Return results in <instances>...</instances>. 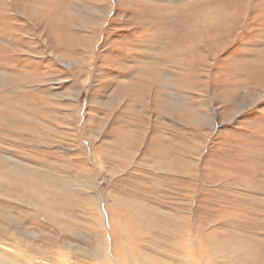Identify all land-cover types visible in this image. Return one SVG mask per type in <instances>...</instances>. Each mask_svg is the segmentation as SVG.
I'll return each mask as SVG.
<instances>
[{
	"label": "rangeland",
	"instance_id": "374dc122",
	"mask_svg": "<svg viewBox=\"0 0 264 264\" xmlns=\"http://www.w3.org/2000/svg\"><path fill=\"white\" fill-rule=\"evenodd\" d=\"M181 239L264 264V0H0V252Z\"/></svg>",
	"mask_w": 264,
	"mask_h": 264
},
{
	"label": "bare ground",
	"instance_id": "6f19581e",
	"mask_svg": "<svg viewBox=\"0 0 264 264\" xmlns=\"http://www.w3.org/2000/svg\"><path fill=\"white\" fill-rule=\"evenodd\" d=\"M101 219L103 221V217H101ZM170 243H172V241ZM191 243L192 241L190 240L189 244ZM99 246H102V244L100 243ZM187 246V241L181 239L180 242L177 243V247H181L182 250H175L176 254L179 252L175 256L176 258L165 256V260L160 264H239V261L236 258H231L228 254L220 256L219 260L216 259L217 250L211 247L209 242H207L206 240L203 242H199L197 251H195L193 247H191L190 250L187 249L186 251H184ZM121 248L122 249H117V251L113 252V259L110 254L107 255V253L105 254V252L103 251L104 253L99 258H95L94 264H120V261L123 262V264H159L158 262H153L150 256L145 257L139 254H135V252H133L134 248H129L126 243H124V245H121ZM246 259H249V261L252 260L251 257H246ZM0 264H33V260H27L18 249H16L15 251L8 249L6 244H4L3 252H0ZM250 264H254V262Z\"/></svg>",
	"mask_w": 264,
	"mask_h": 264
}]
</instances>
